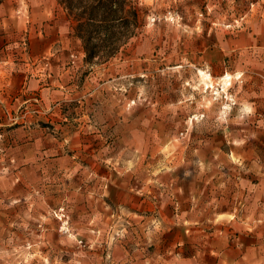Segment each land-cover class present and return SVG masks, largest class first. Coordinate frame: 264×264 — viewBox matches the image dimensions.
Returning <instances> with one entry per match:
<instances>
[{
    "label": "rangeland",
    "instance_id": "374dc122",
    "mask_svg": "<svg viewBox=\"0 0 264 264\" xmlns=\"http://www.w3.org/2000/svg\"><path fill=\"white\" fill-rule=\"evenodd\" d=\"M133 1L88 62L63 0H0V264H264V0Z\"/></svg>",
    "mask_w": 264,
    "mask_h": 264
},
{
    "label": "trees",
    "instance_id": "16d2710c",
    "mask_svg": "<svg viewBox=\"0 0 264 264\" xmlns=\"http://www.w3.org/2000/svg\"><path fill=\"white\" fill-rule=\"evenodd\" d=\"M88 62L110 60L135 37L139 12L133 0H63Z\"/></svg>",
    "mask_w": 264,
    "mask_h": 264
},
{
    "label": "crops",
    "instance_id": "0c3cea01",
    "mask_svg": "<svg viewBox=\"0 0 264 264\" xmlns=\"http://www.w3.org/2000/svg\"><path fill=\"white\" fill-rule=\"evenodd\" d=\"M187 232V231H185ZM187 243H189V237L184 236L182 242H180L179 244H181V254H182V260L183 263L181 264H190L195 256L194 253H192L191 251H189V246L187 245Z\"/></svg>",
    "mask_w": 264,
    "mask_h": 264
},
{
    "label": "bare ground",
    "instance_id": "6f19581e",
    "mask_svg": "<svg viewBox=\"0 0 264 264\" xmlns=\"http://www.w3.org/2000/svg\"><path fill=\"white\" fill-rule=\"evenodd\" d=\"M202 74H204L203 72H201ZM227 77H229V76H227ZM229 79H230V77H229Z\"/></svg>",
    "mask_w": 264,
    "mask_h": 264
}]
</instances>
